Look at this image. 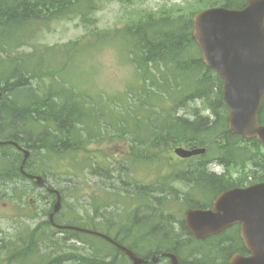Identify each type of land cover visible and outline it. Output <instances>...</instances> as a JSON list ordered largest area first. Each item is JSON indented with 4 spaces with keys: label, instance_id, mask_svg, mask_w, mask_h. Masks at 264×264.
Listing matches in <instances>:
<instances>
[{
    "label": "trees",
    "instance_id": "trees-1",
    "mask_svg": "<svg viewBox=\"0 0 264 264\" xmlns=\"http://www.w3.org/2000/svg\"><path fill=\"white\" fill-rule=\"evenodd\" d=\"M109 1L111 0H0V37L2 36L0 48L5 44L9 50L20 49L23 44H26L23 41L26 33H33L39 27H47L53 22L72 18L80 20L88 28L85 36L94 42L99 40L97 42L101 43L109 33H99L97 28L93 27L94 14L104 2ZM118 1L133 4L142 0ZM196 4V9L212 6L241 8L247 4V0H196ZM163 11L167 12L158 14L145 12L143 17L139 16L129 24L114 28L110 36L119 41L123 48H128L131 59L135 62L142 78L140 95H144L142 97L139 95L138 103L140 108L147 111V115L144 116L148 125L145 138L151 147L144 157L149 162V158L156 157L153 155H159L164 148L177 144L205 148V153L195 156L191 159V163L184 165L196 167L195 170L182 172L192 175L187 180L195 185V190L212 198L227 188L247 183L236 182L235 179L228 177V173L215 175L211 171H205L209 162H217L228 172L233 168H241L235 171L242 172L248 164L253 167L263 166L264 148L256 139L245 140L239 135L230 134L227 129V109L222 99L221 81L211 69L205 67L191 37L190 19L196 10L191 11L190 14ZM9 50L4 58L0 57V90L3 92V98L0 100V139L15 141L20 146L35 151L44 150L45 154L54 155L57 158H61L66 151L74 153L84 151L90 142L97 141L94 132L100 119L94 114L95 111L80 105L75 94L67 93L64 86L61 85V90L58 91L51 89L58 83L56 81L58 75L57 72L47 69L46 62L53 58H43L41 55L32 57L39 53V50L29 53L28 58H25L23 53L11 56L8 53ZM36 81L41 89L40 92L32 86V82ZM19 94L22 100H18ZM137 97L135 95L134 99ZM188 101H199L202 105L200 108L192 106L187 115L179 114V109L187 108ZM173 104L174 107H172ZM157 108L160 110L157 111ZM204 111H208V114H204ZM92 119L94 122L90 129L87 125ZM141 119L143 117L137 114L133 121L138 123ZM258 120L259 123H264V99ZM131 130L133 132H130L132 135L130 149L133 151L145 141L142 139L139 128L135 127ZM124 132L128 133L127 130ZM21 159L22 154L15 147L0 146V186L5 182H14L20 177L25 178L19 170ZM30 159L31 157L24 167L25 171L36 174L30 169ZM89 166L95 172L93 166ZM43 174L44 171L41 175ZM170 176L173 177L174 174L171 173ZM155 191H160V188L146 185L133 190L135 194L143 193L145 200L149 193ZM45 195L48 198L52 196L48 192ZM150 197L154 196L151 194ZM145 205H149V201H142L136 212L139 213L138 209L142 210ZM188 205L190 207L204 206L201 200H193L188 202ZM146 209L150 207L146 206ZM146 212V216L139 219V221L143 220V227L147 228L145 231H148L153 223H158L161 228H165L161 229L162 231L159 229L154 231L156 226L153 225L150 230L151 235H148L146 239H141L146 232L140 236L141 243L150 244L157 239L155 249H152L153 251L150 249L146 255L138 252L133 245H125L119 237L116 238L117 241L119 240L144 258H151L153 253L161 257L162 253L171 251L184 263L206 264L204 259L198 258L191 261L180 256L181 250L185 247L189 249L190 254L196 255L200 249L198 241L188 237L181 228L177 233L173 222L168 221L164 213H159L156 208L152 207ZM53 220L57 224H63L58 223L55 216ZM64 225L76 224L65 223ZM39 227L43 235L46 231L51 234L54 231L49 219H46L37 228L26 232L16 243L4 244L0 247L6 253L3 264H130L129 260H126L128 258L110 243L95 236L68 229L55 232L59 231L58 233L62 234L61 238L66 241L73 239L85 242L94 238L106 249H113L115 255L109 258L97 251L89 257L60 254L49 259L39 247L42 244ZM133 230L135 228L130 226L124 234L128 235L130 232L134 234ZM120 256L123 257L121 260H119Z\"/></svg>",
    "mask_w": 264,
    "mask_h": 264
},
{
    "label": "rangeland",
    "instance_id": "rangeland-1",
    "mask_svg": "<svg viewBox=\"0 0 264 264\" xmlns=\"http://www.w3.org/2000/svg\"><path fill=\"white\" fill-rule=\"evenodd\" d=\"M196 7V0H142L133 4L111 0L104 2L94 14V26L97 31L109 33L101 43L97 42L99 40L94 42L85 36L88 28L80 20L72 18L53 22L47 27H39L33 33H26L23 37L26 44H23L20 49L11 48L9 50L5 44L0 48L1 58L5 57L8 50L11 56L23 53L25 58L29 57V53L39 50V53L32 57L41 55L43 58H53L54 60L46 62V67L48 70L58 72L63 79L51 89L58 91L64 86L67 93L72 92L78 97L80 105L92 108L95 111L94 114L100 119L94 132L98 140L90 142L84 151H75V153L66 151L63 153L64 156L57 158L54 155L45 154L44 150L29 149L30 169L36 174L44 171L47 182L61 192V208L55 215L58 223L69 222L109 235L118 234L122 243L133 245L138 252L147 255L150 249H155L154 245L157 240L140 246L142 244L139 241L140 236L146 229L143 227L144 222L142 220L140 222L139 219L146 216V210L156 208L159 213H164L168 221H174L173 226L181 221L186 208L187 192L195 189V185L187 180L192 175L176 172L174 181H170L171 183L162 182L161 178L168 176L166 174L170 170L169 167L184 169V165L191 163L192 160H181L174 154L173 149L183 145L177 144L168 146L164 150L160 149L159 155H153L156 157H151L149 162L146 160V163H143L139 157L143 158L146 152L151 150L145 137L143 138L145 142L138 149L131 151V128H139L142 135L148 129L144 117L147 111L140 108L138 103L139 97L144 95H140L142 78L136 64L131 59L129 50L125 51L119 41L111 38L110 33L114 28L129 24L139 16L143 17L145 12L158 14L167 12L163 10H168L190 14L191 11L197 10ZM32 83L31 85L40 92L37 81ZM135 95L138 96L136 99H134ZM21 97L19 94L18 100H22ZM86 102L95 103L90 105ZM201 105L199 101H188L187 106L189 107L179 109L178 113L187 115L192 106L201 107ZM137 114H140L144 120L141 119L138 123L133 121ZM93 122V119L88 121L87 126L90 129L93 127ZM126 130L128 133L125 134ZM129 149L130 152H128ZM121 155L125 156L126 162L122 160ZM262 164L261 167L248 164L244 168L245 171H242V176L234 174L235 170L241 168H233L231 169L233 178L239 183L261 180L264 178V163ZM89 165L93 166L95 172ZM214 167L217 171L223 168V172L228 173L224 167ZM195 168L192 167L191 171ZM204 170L210 171L207 167ZM152 181L154 182L149 185L150 187L160 188V191L149 193L154 197L151 198L149 195L145 200L143 193L133 192L135 184L138 186ZM161 194L164 195L160 197ZM173 195L174 200L170 198ZM195 197L199 198L202 203H206L209 195L195 194ZM142 201H149V205H145L142 210L138 209V213L136 209ZM53 204L52 196L48 198L42 189L34 188L33 182L25 178L20 177L14 182H5L0 186V247L9 242L16 243L30 229L43 224L46 219H49L48 213ZM146 206L150 209H146ZM135 217L137 219L133 220ZM154 225H157V230L165 229L160 228L158 223ZM130 226L135 228L134 234L130 232L126 236L125 230ZM174 228L177 233L180 232V227L174 226ZM55 231L54 228L52 234L46 231L43 235L40 230L42 244L39 247L49 259L60 254L89 257L97 251L109 258L115 255L113 249L109 251L94 238L85 242L73 239L66 241L61 238L62 234ZM181 251H185L182 255L184 259L191 261L198 258L203 259L200 256L202 254H190L186 247ZM206 251L215 259V264L225 261L223 257L215 255L214 251L210 249ZM5 255V250L0 248V264L4 263ZM121 258L123 257L120 256L119 260ZM163 258V256H158L157 262L150 264H166ZM129 262L132 264L130 260Z\"/></svg>",
    "mask_w": 264,
    "mask_h": 264
},
{
    "label": "water",
    "instance_id": "water-1",
    "mask_svg": "<svg viewBox=\"0 0 264 264\" xmlns=\"http://www.w3.org/2000/svg\"><path fill=\"white\" fill-rule=\"evenodd\" d=\"M191 24L192 39L205 66L214 69L222 80L223 99L229 109V132L244 138H256L264 146V124L258 123L264 97V0H248L247 6L240 10L209 8L195 14ZM2 144L5 142L0 141ZM20 151L24 153L23 165L28 152ZM203 151L174 149L175 154L182 158ZM28 177L37 185L45 183L40 176ZM55 193L54 212L60 207L59 192L55 190ZM184 221L196 239H204L238 223L241 239L250 255L236 254L229 264H264V182L219 194L211 209H188L184 213ZM72 228L117 245L134 264L145 262L103 233ZM165 256L170 264H180L174 254L166 253Z\"/></svg>",
    "mask_w": 264,
    "mask_h": 264
},
{
    "label": "flooded vegetation",
    "instance_id": "flooded-vegetation-1",
    "mask_svg": "<svg viewBox=\"0 0 264 264\" xmlns=\"http://www.w3.org/2000/svg\"><path fill=\"white\" fill-rule=\"evenodd\" d=\"M44 189H47L46 186H43ZM211 206V205H210ZM210 208V207H209ZM177 226L180 227L187 236L190 235V232L188 231L187 227L185 226V223L182 221L177 222ZM213 239H215L214 244L218 245L222 248V257H226V261L221 264H228V261L233 253L240 252L244 255H247L246 252H244V246L239 236V229L236 226H232L230 228L225 229L218 235L212 236ZM217 240V242H216ZM146 259H151L150 257H147ZM215 262V259H214ZM151 261H149L147 264H150Z\"/></svg>",
    "mask_w": 264,
    "mask_h": 264
},
{
    "label": "bare ground",
    "instance_id": "bare-ground-1",
    "mask_svg": "<svg viewBox=\"0 0 264 264\" xmlns=\"http://www.w3.org/2000/svg\"><path fill=\"white\" fill-rule=\"evenodd\" d=\"M172 95V94H171ZM174 96V95H173ZM167 102V101H166ZM192 102V101H191ZM189 106H187V108H188ZM24 136V135H23ZM25 138V137H24ZM39 139V138H38ZM3 142H5V144H2V146H4V145H11V146H13V147H15L17 150H19V148L21 147L17 142H15V141H11V140H5V141H3ZM29 156H31V153H30V150H29ZM21 167H22V170H21ZM25 164H23L22 165V161H21V163H20V167H19V170H20V173L26 178V179H28V180H30L31 182H33L34 183V181H33V179H31L30 177H28V175H34V176H38V174H33V173H29V172H26L25 171ZM108 173V172H107ZM103 174V173H102ZM222 174H225V172H223ZM99 175V174H98ZM127 184V183H126ZM134 185V184H133ZM123 188V187H122ZM168 188H169V186H168ZM173 188V187H172ZM25 189V188H24ZM174 189V188H173ZM10 190V189H9ZM26 190V189H25ZM169 190V189H168ZM170 190H171V188H170ZM181 190V189H180ZM187 190V189H186ZM124 192V191H123ZM136 192V191H135ZM168 192V191H167ZM179 192V191H178ZM183 193V192H182ZM134 194V193H133ZM139 194V193H138ZM186 194V193H185ZM140 196V195H139ZM96 202V201H95ZM47 213V212H46ZM45 213V214H46ZM57 214V212L55 211H53V209L50 211V213L48 214V218H49V221H50V223H51V225H52V227L53 228H55L56 230H62V231H64L65 229H68V230H73V231H77V232H81V231H78V230H75V229H73L72 227H76V228H81L80 226H76V225H64V224H57V223H55L54 222V220H53V218H54V216ZM119 219V218H118ZM166 219V218H165ZM117 221V220H116ZM42 222V221H41ZM67 222V221H66ZM43 223V222H42ZM61 223V222H60ZM64 223V222H63ZM69 223V222H68ZM38 224V223H37ZM36 226V225H35ZM157 226V225H156ZM168 226V225H167ZM149 227V226H148ZM165 227V226H164ZM161 228V227H160ZM172 228V226L170 227V229ZM177 228V227H176ZM147 229V228H146ZM152 229V228H151ZM47 230V229H46ZM157 229H155L154 231H156ZM181 230V229H180ZM179 230V231H180ZM39 231H40V229H39ZM130 231V230H129ZM162 231V230H161ZM168 231V230H167ZM175 231V230H174ZM59 232V231H58ZM57 232V233H58ZM145 232H147V231H145ZM144 232V233H145ZM81 233H84V232H81ZM143 233V234H144ZM184 233V232H183ZM152 233H150L149 235H151ZM64 235V234H63ZM127 236V235H126ZM143 236V235H142ZM153 236V235H152ZM159 237V236H158ZM138 239V238H137ZM150 239H151V237H150ZM157 240V239H156ZM191 240V239H190ZM144 241V240H143ZM14 242V241H13ZM150 242V241H149ZM157 242V241H156ZM161 242V241H160ZM190 242V241H189ZM116 243L117 244H121L122 246H124V247H126V248H128L129 250H131L137 257H140V258H142L145 262H143V263H141V264H147L149 261H151L152 263H156L157 262V259H158V255H153L152 257H151V259L149 260V259H146V258H144V257H142V256H140V255H138L135 251H133L132 249H130L129 247H127V246H125V245H123L122 243H120L119 242V240L118 241H116ZM182 243V242H181ZM1 244V243H0ZM111 245H113V246H115L121 253H123L130 261H131V263L132 264H134L133 263V261L124 253V252H122L120 249H119V247L117 246V245H115V244H112V243H110ZM131 244V243H130ZM133 244V243H132ZM194 244V243H193ZM128 245V244H127ZM135 245V244H134ZM179 245V244H178ZM199 248V247H198ZM110 251V250H109ZM197 251V250H196ZM180 252V251H179ZM167 252H165V253H162L161 254V256H165V254H166ZM153 259H155V260H153ZM160 261V260H159Z\"/></svg>",
    "mask_w": 264,
    "mask_h": 264
}]
</instances>
